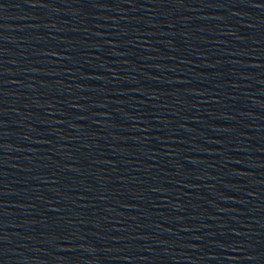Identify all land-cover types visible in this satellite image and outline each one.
I'll return each mask as SVG.
<instances>
[{
	"label": "water",
	"instance_id": "95a60500",
	"mask_svg": "<svg viewBox=\"0 0 264 264\" xmlns=\"http://www.w3.org/2000/svg\"><path fill=\"white\" fill-rule=\"evenodd\" d=\"M0 264H264V0H0Z\"/></svg>",
	"mask_w": 264,
	"mask_h": 264
}]
</instances>
